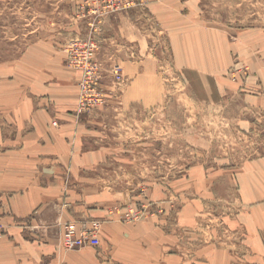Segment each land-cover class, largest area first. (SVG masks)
<instances>
[{
	"label": "rangeland",
	"instance_id": "374dc122",
	"mask_svg": "<svg viewBox=\"0 0 264 264\" xmlns=\"http://www.w3.org/2000/svg\"><path fill=\"white\" fill-rule=\"evenodd\" d=\"M129 3L93 26L95 16L83 0H0V65L50 37L65 56L73 41L96 30L106 102L76 117L103 125L112 157L101 184L112 204L104 218L81 221L98 220L101 229L105 223H149L188 240L187 247L178 242L164 254L189 262L198 246L214 245L222 261L237 264L247 247L244 227L230 226L242 213L230 182L264 150V116L244 110L241 101L250 90V70L264 69V0ZM218 31L229 46L244 44L226 67L223 87L178 64L183 36ZM113 64L123 71L119 84L109 77ZM63 187H70L68 177ZM129 211L131 219H122ZM93 252L98 256L99 247Z\"/></svg>",
	"mask_w": 264,
	"mask_h": 264
},
{
	"label": "crops",
	"instance_id": "0c3cea01",
	"mask_svg": "<svg viewBox=\"0 0 264 264\" xmlns=\"http://www.w3.org/2000/svg\"><path fill=\"white\" fill-rule=\"evenodd\" d=\"M222 34L183 36L178 64L223 87L226 67L244 44L229 46ZM55 40H36L0 65V264H229L214 245L198 246L189 262L164 254L178 242L187 247L188 240L149 223L103 224L98 256L93 247H61L64 223L105 217L112 201L101 179L112 156L102 123L77 120L80 73L66 66ZM250 71L243 108L264 116V69ZM261 131L264 145V122ZM67 177L70 187L64 188ZM232 177L237 181L230 190L240 194L242 213L230 226L244 227L247 247L237 264H264V150Z\"/></svg>",
	"mask_w": 264,
	"mask_h": 264
},
{
	"label": "built area",
	"instance_id": "2783aa9c",
	"mask_svg": "<svg viewBox=\"0 0 264 264\" xmlns=\"http://www.w3.org/2000/svg\"><path fill=\"white\" fill-rule=\"evenodd\" d=\"M80 0H76L79 3ZM129 1L133 0H83L87 13L94 15V24L98 25L108 15L132 6ZM126 2V3H125ZM98 20V21H96ZM96 30L90 29L83 39H76L65 50V63L68 68L80 73L78 81V98L75 113L80 115L90 113L100 108L105 101L103 86L104 66L99 61L98 52L100 49L96 39ZM112 82L119 84L123 80V71L119 64H113L108 71ZM56 125V122L52 123ZM132 211L126 213L125 218L131 219ZM137 214H134L133 218ZM101 222L98 220L68 222L62 226L60 237L61 247L65 251H76L86 247H99V231ZM3 232V225L0 224V234Z\"/></svg>",
	"mask_w": 264,
	"mask_h": 264
}]
</instances>
